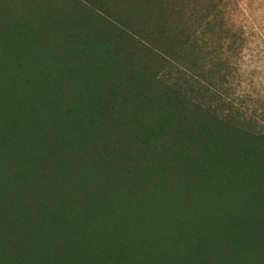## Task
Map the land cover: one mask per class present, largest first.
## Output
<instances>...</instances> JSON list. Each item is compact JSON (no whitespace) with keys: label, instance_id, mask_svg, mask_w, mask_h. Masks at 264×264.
I'll list each match as a JSON object with an SVG mask.
<instances>
[{"label":"trees","instance_id":"obj_1","mask_svg":"<svg viewBox=\"0 0 264 264\" xmlns=\"http://www.w3.org/2000/svg\"><path fill=\"white\" fill-rule=\"evenodd\" d=\"M218 9L0 0V264H264V128Z\"/></svg>","mask_w":264,"mask_h":264},{"label":"rangeland","instance_id":"obj_2","mask_svg":"<svg viewBox=\"0 0 264 264\" xmlns=\"http://www.w3.org/2000/svg\"><path fill=\"white\" fill-rule=\"evenodd\" d=\"M215 2L220 36L234 38L235 51L224 52L230 61L229 91L244 113L264 128V0ZM220 41L215 37L212 45L220 46Z\"/></svg>","mask_w":264,"mask_h":264}]
</instances>
